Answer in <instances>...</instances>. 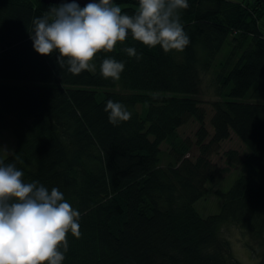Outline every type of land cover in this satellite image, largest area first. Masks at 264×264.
Instances as JSON below:
<instances>
[{
    "label": "trees",
    "instance_id": "16d2710c",
    "mask_svg": "<svg viewBox=\"0 0 264 264\" xmlns=\"http://www.w3.org/2000/svg\"><path fill=\"white\" fill-rule=\"evenodd\" d=\"M187 2L180 15L190 43L182 51L150 48L129 34L97 53L94 71L72 74L59 68L58 53L39 55L29 38L32 20L59 5L0 0V131L16 138L3 160L25 182L58 188L81 212V236L68 233L62 264H242L225 226L251 235L259 250L246 247L264 264V0ZM112 3L129 15L138 8V0ZM127 47L142 58L129 57ZM106 58L124 62L119 79L102 76ZM210 73L213 134L198 99ZM109 99L131 118L110 123ZM190 120L200 125L194 158L179 136ZM232 133L249 155H225L245 172L218 191L220 212L203 217L195 204L229 171L210 157ZM164 143L174 151L167 164Z\"/></svg>",
    "mask_w": 264,
    "mask_h": 264
},
{
    "label": "clouds",
    "instance_id": "9594fccd",
    "mask_svg": "<svg viewBox=\"0 0 264 264\" xmlns=\"http://www.w3.org/2000/svg\"><path fill=\"white\" fill-rule=\"evenodd\" d=\"M187 0H138L135 14L122 13L112 0H99L80 7L77 3L52 6L32 20L29 38L41 56L57 55L60 69L72 74L94 71L97 53L113 51L129 34L147 46L164 51H182L190 37L184 31L180 13ZM124 51L138 61L134 47ZM124 62L106 58L100 65L105 78L119 79ZM105 112L118 125L131 118L125 105L109 99ZM12 152L0 146V153ZM15 163L0 158V264H62L68 249L67 235L81 236V212L56 187L49 190L38 181L25 182Z\"/></svg>",
    "mask_w": 264,
    "mask_h": 264
},
{
    "label": "rangeland",
    "instance_id": "374dc122",
    "mask_svg": "<svg viewBox=\"0 0 264 264\" xmlns=\"http://www.w3.org/2000/svg\"><path fill=\"white\" fill-rule=\"evenodd\" d=\"M236 1L239 2V0ZM212 77V73L204 77L201 92L198 97V99L201 100L200 106L206 110V125L208 131L211 134H213V129L211 128L210 119L214 113L211 103L212 101L218 99L215 96ZM199 127L200 125L198 124V122H196L195 120H190L186 125L182 126L179 129L180 138L186 140L187 143L192 146V150L187 153L186 158H194L195 156H199L200 154L199 149L194 145L196 141L195 136ZM0 146H6L9 150L12 151L9 154L0 153V158L2 159L11 156V154L14 152L16 147V138L10 130L0 131ZM161 149L162 151H164L165 155L164 164H167L169 160L173 159L172 155L174 154V151L172 147L166 143L161 146ZM214 151L215 153H213L210 157L211 161L217 167H219V169L228 168L229 171H224V174H222L223 180L221 182L219 181V184L208 185V194L195 204V208L203 217L215 215L220 212L223 199L218 191L227 192L234 181L245 172V168L241 165L236 164L235 167H230L229 159L225 154L230 151H236L242 158L249 155V151L246 146L233 133L228 140L215 145ZM169 153H171V157H169ZM222 234L231 242L233 252L236 258L242 264L258 263V256H256L254 252L246 247V244H249L255 251L259 250L258 242L255 241L251 235L234 226H225L223 228Z\"/></svg>",
    "mask_w": 264,
    "mask_h": 264
},
{
    "label": "water",
    "instance_id": "95a60500",
    "mask_svg": "<svg viewBox=\"0 0 264 264\" xmlns=\"http://www.w3.org/2000/svg\"><path fill=\"white\" fill-rule=\"evenodd\" d=\"M112 1L114 2V1H119V0H112ZM42 2L45 4H53V5H60L61 3H73V2H75L80 7H84L88 3L93 2V0H42ZM95 2H99V0H95Z\"/></svg>",
    "mask_w": 264,
    "mask_h": 264
},
{
    "label": "crops",
    "instance_id": "0c3cea01",
    "mask_svg": "<svg viewBox=\"0 0 264 264\" xmlns=\"http://www.w3.org/2000/svg\"><path fill=\"white\" fill-rule=\"evenodd\" d=\"M259 27L264 34V18L260 21Z\"/></svg>",
    "mask_w": 264,
    "mask_h": 264
}]
</instances>
